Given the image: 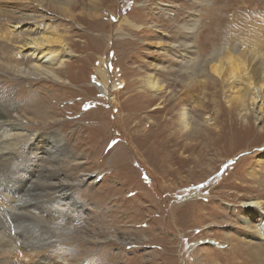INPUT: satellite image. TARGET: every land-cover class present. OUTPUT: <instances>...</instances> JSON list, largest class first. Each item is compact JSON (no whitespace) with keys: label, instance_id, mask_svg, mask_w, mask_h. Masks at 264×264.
<instances>
[{"label":"rangeland","instance_id":"1","mask_svg":"<svg viewBox=\"0 0 264 264\" xmlns=\"http://www.w3.org/2000/svg\"><path fill=\"white\" fill-rule=\"evenodd\" d=\"M51 2L0 0L4 37L5 15L15 11L50 24L68 45L62 66L39 78L27 72L36 60L17 47L33 31L0 38V125L19 130L11 148L29 155L30 144L54 133L65 154L50 172L44 164L27 176L38 212L40 200L49 210L30 226L56 233L26 251L17 232L16 252L0 253V263L264 264L263 253L253 254L264 252L253 215L264 212V104L262 111L251 104L244 78L249 100L237 102L233 82L211 69L244 51L242 26L264 25V0H66L64 11ZM258 64L246 63L249 75L263 77ZM153 72L160 89L146 86ZM182 108L190 129L181 131ZM33 156L41 170V153ZM24 163L0 165L18 169L1 186L20 190ZM58 167L63 174L51 172ZM65 189L77 206L58 197ZM254 200L261 201L255 211L246 206Z\"/></svg>","mask_w":264,"mask_h":264},{"label":"bare ground","instance_id":"2","mask_svg":"<svg viewBox=\"0 0 264 264\" xmlns=\"http://www.w3.org/2000/svg\"><path fill=\"white\" fill-rule=\"evenodd\" d=\"M52 2L53 4L60 6V8L63 11L66 8V6L64 7L63 5L66 3V0H52ZM11 13L12 12L6 14L5 15L6 18H4L5 19L4 24L8 28L11 29V30H8L9 35L7 37H4L7 34L3 35L2 33H0V38L2 37L7 38L8 41L17 39V37L13 36L12 34L14 33V31L24 26L26 28H29L31 31H33V33H30V35L22 36L21 39L23 43H20L17 45L18 49H20L21 52L26 51L28 53V58H32V59L34 58V60H36V62L34 63V66L32 68H28L27 70L28 74L35 73L34 75L38 76L39 78L40 76L47 77L48 74L52 72L50 71L49 68H53L52 66H62V62L64 61L65 56H67L66 53H67V46H68L64 36L58 33L56 28L55 29L52 28L51 25L46 22L41 23L35 18L29 19L28 17L30 16L35 17L33 14H30V16H26V13L19 14L18 12L15 13V11L13 13L16 15H11ZM242 28L244 29L243 33L245 35H243L242 38L239 40L242 41L243 43L241 47H242V51L243 50L244 51L240 52L239 55L238 54L236 55L235 53H232V52H228L225 55V57H223L222 60L219 61L217 59L218 62H214L211 65V69H212V72L216 74L217 76L221 78L225 77L226 80L228 78L229 81L231 80L233 82V85H232V89H233L232 93L234 92L233 99H235L237 102L243 105H246L249 99L246 97L245 93L241 90V87L239 86L240 79L242 80L244 78V81L246 82L248 88H250L252 92L250 94L251 104H253L260 111H262L263 104H264V92L262 91V87H264V75L263 77L256 76L257 72H253V74L249 75L248 74L249 70L248 68H246L247 67L246 63L248 62L252 63L253 60L255 64L259 63L258 65H261L260 68H262V72H259V73L262 75L263 70H264V25L258 24L257 26H253V27L252 26H242ZM37 30L39 31L41 30V34L34 36V33ZM60 58L63 61L60 60ZM15 62L19 64L21 61L19 59H16ZM223 63H225L226 66H224ZM251 69H254V68H251ZM107 70L106 68H104L103 65L99 67L98 69V72L101 74V78L103 79L104 84H107L108 80L111 81V76L108 74ZM244 75L245 77H243ZM149 77H153V78L150 79ZM158 77L159 76L153 72L152 74L144 78L146 86L150 90L160 89V86L157 85L156 83V81H158L159 79ZM182 109L183 111L179 114V122L181 125L180 127L181 131L188 130V128L190 129V122L188 120V112L185 111V108H182ZM34 112H35V116L40 115L43 121H46L47 119L51 118V115L49 114L50 110H48L47 112L43 114H39L37 112V109L35 108ZM17 129H18L17 126L12 127L10 125V126L5 127V126L0 125V160H1L0 165H3V162H7V160H10V159H17L19 161L21 158H23L29 161L28 165L24 163L25 166L20 168V170L25 169V173L20 172L21 173L20 176H22V178L25 177L22 188L20 190L17 189V186L13 190V188H10L9 184L6 185L5 187L1 186V184H5L3 179H5L6 175H8L13 169L18 170L17 167L16 168H13V166L0 167V183H1L0 187L2 188V190H0L1 192V196H0V253L2 255L3 253L4 254L12 253L15 250L14 249L15 244H17L16 246H18L19 241L16 237L17 232H18V235H19V232H21L22 234H24V236H26L25 241L28 239V242L23 241L25 246L22 248H24L26 251L27 250L31 251L34 248L33 246L35 245V243L33 242L34 239H37L38 241L47 240L52 237V234L56 233V231L54 230L50 232L49 230L44 229V228H43L44 230H41V228H39V231H38V229L35 228V226H30L31 224L29 223H31V220L33 221L42 220L46 215L49 214V210L46 207L47 205H44L46 204V202L40 200V207H39V212H38L36 205L33 201V197L30 195L31 187L27 180V176L28 175H38L39 172L42 173L43 171H45L44 164H47L48 166L46 168V171L50 172V165H51L50 163H52L53 165V163L55 162L54 160L56 159L61 160L65 157V154L61 152L62 151L61 144L63 140H61V138H58V136L54 133H49L48 135H41L39 139H36L32 143L34 145L33 147H32V144H30L31 148H26L25 146L27 144L24 146V148L30 150V154L27 155L24 152V149H22L23 147L19 149L11 148L14 142L10 143L9 141H10V138L12 140H15L19 136V133H18L19 130ZM35 148H37L38 150H34ZM34 151H39L41 153V156H40V161H41L40 166L42 167L41 170H40L37 160L33 156ZM54 153H56L57 155ZM60 153L63 154V157L59 156ZM52 171H59L60 174H63V171L60 167L54 170H51V172ZM68 181L69 180L66 178V175L64 174L63 183L61 182L63 186H66L68 184L67 183ZM47 185L49 184L47 183ZM10 192H12V194H10ZM58 192H60V194H58V197L61 198L65 203H72L73 205H76V206L78 205L77 203L74 204L75 201L71 193H69V189H65L63 191L60 190ZM24 196H27L26 202L24 201V199L26 198V197L24 198ZM50 197L51 195L47 196L46 198L50 199ZM23 201L25 202V204H23ZM260 203H261L260 200H254V201H251L250 204H247L246 206L254 208L253 211H255V209H259L261 207ZM18 209H21V212H15V210H18ZM9 213L10 215L14 216L13 218L16 219L15 222L14 220L13 221L9 220L8 218ZM260 213L261 214H257V215L253 214V215L257 216L256 220L259 224L255 225V227L257 228L256 229L258 232L257 234L262 239L264 238V212L261 211ZM245 214L246 212L243 213L242 215H243V219L246 221L247 220L246 217H248V215L247 214L245 215ZM27 215L29 216L27 217ZM21 227H25V229H22ZM20 228L21 230H18ZM29 232L30 234L28 235ZM59 234L60 233H58L56 236L60 237ZM28 246H31V249L30 248L27 249ZM43 246H49V245H43ZM247 246L249 247V245ZM1 250H3V252ZM253 252H254L253 254H255L254 256H257L258 258L262 256V254L260 253L264 254V252L255 251V249H253ZM37 253L38 251H36L35 254ZM45 254L49 255L50 253L45 252ZM41 259L42 260L40 262L43 263L44 259L43 258ZM0 264H6V263L5 261L1 260Z\"/></svg>","mask_w":264,"mask_h":264}]
</instances>
